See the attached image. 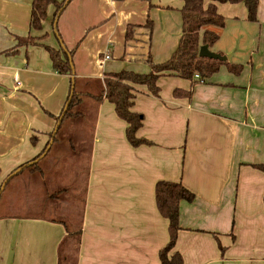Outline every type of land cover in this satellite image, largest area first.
<instances>
[{"label":"crops","instance_id":"1","mask_svg":"<svg viewBox=\"0 0 264 264\" xmlns=\"http://www.w3.org/2000/svg\"><path fill=\"white\" fill-rule=\"evenodd\" d=\"M32 2L0 0V185L45 149L73 79L53 70L40 45L14 51L18 37L74 50L79 91L91 93L106 74L150 73L148 59L168 61L183 33L181 0H72L57 19L60 41L53 7L42 31L30 29ZM217 8L226 26L207 27L219 35L214 47L242 72L223 65L195 85L164 76L159 96L135 86L137 137L151 145L133 147L114 105H95L77 264H160L170 240L156 204L160 181L195 196L180 204L174 251L184 264H264V0L256 23L244 4ZM66 236L54 219L0 217V264H58Z\"/></svg>","mask_w":264,"mask_h":264},{"label":"trees","instance_id":"2","mask_svg":"<svg viewBox=\"0 0 264 264\" xmlns=\"http://www.w3.org/2000/svg\"><path fill=\"white\" fill-rule=\"evenodd\" d=\"M71 1L72 0H33L30 13V29L32 31H42L44 22L48 16V9L53 7L55 9L53 14L54 31L60 39V34L57 25L55 26V21ZM181 1L183 2V7L181 9L183 33L180 43L171 58L162 64H155L152 59L149 58L148 64L150 65L151 72L148 74H137L131 71L106 74L103 84L101 83L102 85H100L101 92L99 95H93L90 92L77 91L76 78H73L74 50H68L63 43L59 49L39 44L38 41L42 40L44 37L35 38L33 36H28L17 38L18 43L14 51L17 50V47L40 45L48 52L53 70L59 75L72 76L73 79L69 97L67 99L68 102L71 98L70 104L66 111L64 107L61 115L56 118L58 123L61 116L64 114L60 126L53 134H51L50 140L42 153L30 162L21 165L16 170L21 169L22 171L25 168L37 165V163L46 157L56 145L60 144L61 140L58 138V132L65 120L75 121L82 119L83 122L85 121V123H88L86 112L82 107L89 101H94L96 107H99L104 100H107L114 105L116 115L128 125L126 129V137L133 147L151 145L152 143L148 140L137 137V133L143 125V116L132 111L134 100L136 98L135 86H145L152 95L159 96L160 88L158 86V81L164 76L180 77L192 81V84L195 85L199 83V81L194 78L196 74L205 81L217 73L223 65H226L228 69L236 75H239L242 72V65H234L231 62H221L208 58H201L199 52L202 46H208L211 49L219 41L218 33L208 30L207 27L223 29L226 26V20L218 12L217 5L244 4L248 12V21L256 23L258 22L260 0H210V3L207 6H205L204 0ZM131 30L132 28L128 27L126 35L127 39L131 38ZM73 86L74 90L72 91ZM36 141L35 137L31 139L33 144H35ZM51 141H53L51 148L46 152ZM70 144L75 147V144L72 141H70ZM43 154H45V156L41 158ZM74 154H76L74 157L78 159V155L80 154ZM257 168L264 172L263 165L257 166ZM15 171L7 176L3 183L6 182L7 185L10 179L14 177L12 174ZM3 183L0 185V192H2L1 187ZM63 191H65V189H63ZM155 198L159 213L169 222L168 231L170 240L169 243L159 252L160 264H184L182 256L174 251L178 232L181 229L180 204L183 201L193 202L195 196L184 187L181 182L174 183L160 181L155 187ZM55 221L62 224L67 232L66 238L62 241L59 247L58 264H77L81 226L78 231L74 232L66 224L57 220ZM72 242L73 245L69 247L67 253H64L62 251V246L65 243Z\"/></svg>","mask_w":264,"mask_h":264},{"label":"rangeland","instance_id":"3","mask_svg":"<svg viewBox=\"0 0 264 264\" xmlns=\"http://www.w3.org/2000/svg\"><path fill=\"white\" fill-rule=\"evenodd\" d=\"M229 37L228 33H225V38ZM211 51L217 53L214 46ZM81 84L82 81L76 79L77 91ZM91 88L93 95L100 94V84H92ZM82 108L90 125L82 119L64 121L58 132L60 144L37 165L25 168L14 175L0 192V217L55 219L66 224L74 232L79 230L87 187L85 172L89 163V142L96 117L94 101H89ZM74 153L80 154H77L78 159L74 157L76 156ZM72 245L73 242L65 243L62 251L67 253Z\"/></svg>","mask_w":264,"mask_h":264},{"label":"water","instance_id":"4","mask_svg":"<svg viewBox=\"0 0 264 264\" xmlns=\"http://www.w3.org/2000/svg\"><path fill=\"white\" fill-rule=\"evenodd\" d=\"M58 17H59V16H58ZM58 17H57V19H58ZM57 19H56V21H55V26L57 25ZM199 56H200L201 58H208V59H211V60H217V61H221V62H231V61H232V58H233V54H232V53L229 54V55H221V54H218V53L212 52L208 46H202V47L200 48ZM73 70H74V66H73ZM73 78H74V73H73ZM73 83H74V80H73ZM73 90H74V86L72 87V91H73ZM70 101H71V98H70V100L67 102V104H66V106H65V111H66V109L68 108V106H69V104H70ZM63 118H64V114L61 116L60 121L57 123L56 129L60 126V123H61V121H62ZM56 129H55V130H56ZM52 143H53V141H51V143H50L49 146L47 147L46 152L51 148ZM45 154H46V153H45ZM45 154H43V155L41 156V158H43V157L45 156ZM19 172H21V169L16 170V171L12 174V176L15 175V174H17V173H19ZM5 186H6V182L3 183L2 187H1V191L4 190Z\"/></svg>","mask_w":264,"mask_h":264},{"label":"built area","instance_id":"5","mask_svg":"<svg viewBox=\"0 0 264 264\" xmlns=\"http://www.w3.org/2000/svg\"><path fill=\"white\" fill-rule=\"evenodd\" d=\"M106 59H110L109 54L106 56ZM194 78H195L196 80H198L199 82H202V83L204 82V80H202L198 74H196Z\"/></svg>","mask_w":264,"mask_h":264}]
</instances>
